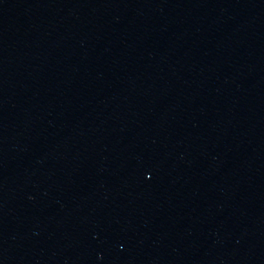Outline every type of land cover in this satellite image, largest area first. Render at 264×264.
<instances>
[{
    "label": "water",
    "instance_id": "95a60500",
    "mask_svg": "<svg viewBox=\"0 0 264 264\" xmlns=\"http://www.w3.org/2000/svg\"><path fill=\"white\" fill-rule=\"evenodd\" d=\"M0 264H264V0H0Z\"/></svg>",
    "mask_w": 264,
    "mask_h": 264
}]
</instances>
